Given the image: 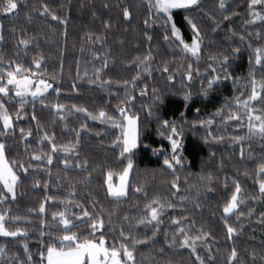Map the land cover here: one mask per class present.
Returning a JSON list of instances; mask_svg holds the SVG:
<instances>
[{
  "label": "trees",
  "instance_id": "1",
  "mask_svg": "<svg viewBox=\"0 0 264 264\" xmlns=\"http://www.w3.org/2000/svg\"><path fill=\"white\" fill-rule=\"evenodd\" d=\"M218 3L219 0H202L201 8L190 10L188 13L179 11L175 15L186 41L190 42L192 33L183 19L184 15H189L201 28L202 58L199 64L193 62V69L198 67L202 75H207L210 71L207 69V65L212 62L209 60L210 56H219L225 52L231 54L235 47L241 50L237 56L230 58L229 68L232 76L239 78L238 83L234 85L231 78L221 81L209 92L208 97L201 94V80L196 78L195 72L190 84L186 79L183 84L181 83V74L192 61L182 57L180 48L172 43L174 38L164 40L162 22L152 23L149 17L148 0H20L21 6L17 14L5 16L0 13V35L3 36V40H0V58L3 61L0 63V69L12 70L15 63H20L25 68L37 71L33 61L42 56L40 71L44 72L43 78L61 89L59 96L52 89L45 93L48 107L41 105L39 99L35 101L33 107L32 98L28 97L29 103L23 110L27 115H23L20 120H16L15 117L16 108L19 107L17 101L13 100L8 104L15 121L16 135L15 138L0 137V140L7 143L6 151L10 158L31 162L34 167L30 168L27 174L18 170L21 181L17 187L16 200L9 199L0 204V211L10 208L12 216L28 217L30 221L22 219L16 225L9 222L10 228L26 227L29 231L26 237H0V244L7 246L6 253L0 256V264H16L17 257L27 264L23 243L28 244L34 260H39L41 240L48 242L51 239L49 234H58L62 227L58 224L59 217L54 219L53 213L65 211L69 199L73 201V205L69 206L67 214L74 221L75 217H72L71 213L81 211L75 207L76 203L87 208L93 215H96L103 205L104 231L109 238V244L113 242V237L118 244L121 228L126 232L132 231L139 238H143L145 234L151 235V225L147 227L132 225L135 224L133 218H139L143 214L145 204L153 197L171 200L178 207L167 209L161 217L164 222L160 225L161 232L157 235L155 247L150 244L137 245V264H167L168 261L172 264H196L190 250L168 249L164 244V233L167 232L170 237L176 227L172 223V217L180 215L186 217L182 221L185 227L191 221L195 222L193 234L201 228L209 233L206 243L197 242V250L205 259V264H226L232 247L237 249L244 264H253V255L255 264H264V224L260 223V213L264 212V198H261L256 182V166L264 159V140L259 136L251 138L247 136L246 116L240 128L235 127L236 121H228L227 125H222L220 118L216 117L217 122L212 125L213 134L224 135L223 141H214L208 137V142L205 143V128H199L195 135L190 129H186L184 141L186 162L182 169L177 168L180 191L175 196L172 195L175 189H172L171 185L176 177L170 170H162V158L152 155L150 151L139 152L134 157L135 167L130 176L129 182L132 187L129 194L116 202L106 197L107 186L103 183L106 177L103 173L109 167L117 171L120 168L119 149L113 146L119 130L111 128L108 123L92 120L84 113L68 111L72 105H77L87 108L93 114L104 110L116 115L117 106L124 107L120 101L125 98L124 88L116 81L130 80L136 69L130 66L128 61L147 54L149 48L154 56L152 74L151 76L147 73L141 74V79L137 81L138 87L132 92L136 98L129 105L132 110L140 113L143 142L159 146L162 141L156 132L155 116L162 115L167 119H171L174 114L178 116L179 111L184 110V92H191L192 104L186 113L189 121L196 118L194 110L197 107L201 109L199 113L201 118L211 116L226 103L231 104L235 111L233 98L240 93H250L251 90L250 87H246L250 79L248 56L252 52L247 44L251 42L254 47L264 44V22L245 24V20L251 19L248 0H230L228 12H234L236 15H230L228 20L223 19L224 14L218 8ZM44 4L48 5L51 12L66 19L67 23H59L48 14L41 15ZM124 8L131 12L130 20L123 17ZM145 20H149L148 25L145 24ZM106 23L109 27H105ZM214 23H219L215 31L212 29ZM257 31L261 33L259 39L256 37ZM145 32L152 36L150 42ZM233 32L236 33L235 36ZM240 35H244V41L240 40ZM22 39L29 41L27 47L20 43ZM105 60L108 67L101 73V77L104 80L111 79L112 84L101 88L89 83V80L94 78L95 69L100 68ZM10 61L13 62L11 68ZM165 63L170 71L175 73V80L171 83L167 81L166 73L157 70ZM217 68L219 71L218 66ZM261 75L260 71L256 72L257 80ZM52 77L56 79L52 80ZM73 84L76 85L75 88ZM145 84L148 85L147 95L141 96L140 91ZM154 88L158 89L155 93L152 91ZM154 96H162L164 103L157 104ZM57 102L65 105V111L62 113L66 117L65 120L59 119L51 107ZM150 105L154 106L153 117L147 115ZM33 111L41 125L39 134L37 121L31 119ZM82 124H86L87 127L82 129ZM21 127L25 131L31 128L33 135L28 141L20 139ZM45 131L50 135L55 134L57 145L70 142L75 144L76 133H80L79 143L76 144L74 152L67 154L71 161L67 169L63 164L66 154L59 150L53 154L51 165L47 164L46 158L41 161L31 160L33 152L41 154L39 140ZM234 135L244 136L245 139L239 143L230 142V137ZM164 143L167 147V142ZM242 146L243 158L240 155ZM43 151L51 153V146L47 141L44 142ZM85 160L88 161L87 170L75 166L77 161L83 164ZM37 165L39 167H36ZM209 174L213 178L210 184L206 179ZM201 176L205 179H201ZM35 180L40 181L39 187L34 186ZM118 181V177L114 178V183L117 184ZM234 181L241 184V197H247L238 209L246 215L239 220L236 215L229 218V223L237 228V233L229 240L221 216L224 203L234 191ZM45 183L48 185L47 188L44 187ZM225 183L228 185L227 188L224 186ZM137 185L148 193L147 200L144 198V192L136 193L133 190ZM209 186L213 191H208ZM47 196H55L58 199L46 200ZM180 196H186L188 199L181 202ZM253 196L256 199H252ZM41 203L45 204L44 213L39 212ZM197 203L200 207H196ZM93 204L96 205L95 208ZM30 209L33 211H29ZM249 209H252L250 217L247 215ZM125 216L128 217L127 220L124 219ZM241 224L243 228L240 227ZM42 231L45 233L43 237ZM79 231L87 235L88 227L84 226ZM161 247L165 248L164 253H160ZM209 255L214 259L208 260Z\"/></svg>",
  "mask_w": 264,
  "mask_h": 264
},
{
  "label": "snow or ice",
  "instance_id": "2",
  "mask_svg": "<svg viewBox=\"0 0 264 264\" xmlns=\"http://www.w3.org/2000/svg\"><path fill=\"white\" fill-rule=\"evenodd\" d=\"M20 0H0V13L7 16L8 14H17V10L20 8ZM107 7V5H105ZM257 6H264V0H248V10L251 16L250 20H245V24H255L257 21L264 22V12L257 10ZM201 0H148V13L152 23L161 21L164 27V40L169 41L171 38L172 43L176 44L180 48V53L182 57L188 59L189 62L186 66V70L181 74V83H184L186 79L189 84L193 81V72L196 74V78L201 80V94L204 97H208V94L215 86L221 82L228 79H233L234 85L238 83L239 78L233 77L232 73L229 71L230 68V58L235 57L240 53V48L235 47L231 50V54L220 53L219 56H210L209 60L212 61L207 65V75H202L200 69L197 67L193 69V62L199 64L202 56V46H203V35L201 33L200 26L194 22V20L189 15H184L183 19L187 26L191 30L190 42L186 41L181 28L178 26L175 15L179 11L188 13L190 10L201 8ZM218 8L224 14L223 19L228 20L230 15H236V13H229L228 0H219ZM41 15L48 14L53 20L59 23L66 24L67 20L61 18L56 13L51 12L48 5L44 4L42 6ZM131 12L128 8L123 9V17L126 20L131 19ZM145 24H149V20H145ZM105 27H109L106 23ZM219 27V23H214L212 26L213 31ZM66 34V33H65ZM234 36L235 32L232 33ZM251 35V33H249ZM147 40L150 42L152 36L145 32ZM257 39L261 37V33L257 31ZM244 35H240V40L244 41ZM0 40H3V36L0 35ZM91 37H89V41ZM99 40V37H97ZM21 44L25 47L29 44L28 40H21ZM171 46V45H170ZM247 47L252 50L251 54L248 56V62L250 65L249 70V81L246 87H250V93H240L233 98L232 103L235 104L236 110L234 111L231 104L226 103L223 107L218 108L214 114L211 116L201 118L199 113L201 109L199 107L195 108L196 118L189 121L187 118V111L190 109L192 100L191 92H184L183 94V111H179L178 116L173 115L171 119L164 118L162 115H156L155 120L157 124V135L161 138L159 146H153L150 143H145L141 139V116L139 112L132 110L129 106L130 102L136 97L132 95V92L138 87L137 81L141 79L142 73H147L151 76L152 74V60L154 59L153 53L149 48L147 54L143 56H136L133 60L128 61L130 66H134L136 69L135 74L130 80L126 79L123 81H116V83L124 88L125 98L120 101L124 107L117 106L116 115H111L104 110H100L98 114H93L89 112L87 108L78 107L77 105H72L71 109L68 111L75 110L78 113H84L88 118L92 120H99L101 123H108L111 128L118 129L119 134L115 136L113 141V146L119 149V163L120 168L117 171L115 168H107L104 170L105 179L103 183L106 187V197H110L112 200L119 202L126 198L129 194V190L132 187L130 185V176L135 167L134 157L143 151H150L154 156H160L162 158V170H170L171 174L176 177L172 181V189L175 191L172 193L173 196L180 191V186L177 183L179 176L176 175L177 168H183L186 162V157L184 155L186 149L184 147V141L186 139L185 132L186 129H190L192 134L195 135L199 128L206 129V135L204 136L205 143L208 142V137H211L214 141H223L225 139L224 135H214L212 125L215 124L216 117L220 118V124L227 125L228 121H236L235 127H242V121L245 116L247 117V136L249 138L253 136H259L261 140H264V44L253 46L251 42L247 44ZM83 51V48H81ZM40 59H34L33 63L37 71H33L32 68H25L20 63H15V68L12 70L0 69V137L12 136L15 138L16 128L15 121L13 119V114L9 110L8 104L11 101L16 100L19 107L16 108L15 117L16 120L23 118L24 107L28 101V97L32 98L33 107L35 101L39 99L41 105L48 107L46 103L47 97L45 93L52 89L57 96L61 92L59 87H54L50 80L44 79V72L40 71L41 61ZM2 58H0V63H2ZM13 62H9V68H11ZM219 67V71L218 68ZM108 67L107 61L102 62L100 68L95 69L94 78L89 80V83L96 84L98 87L104 88L106 85H111L112 80H104L101 77V73ZM166 73V79L168 82H173L175 80V73L170 71L167 63L163 64L162 68L157 69ZM260 71L262 73L261 78L257 80L256 72ZM27 73V74H25ZM86 75V73H85ZM55 80V77L51 78ZM206 82V83H205ZM76 85L73 84V88ZM148 85L145 84L140 91V95H147ZM153 93L157 92L158 89H153ZM245 97V98H241ZM7 98V100L5 99ZM154 101L157 104H163L164 99L162 96H154ZM255 102V103H254ZM257 104L259 107H257ZM15 108V105H13ZM52 109L55 111L56 115L61 120H65L66 117L62 115L65 111V105L59 102L51 105ZM152 105L148 106L147 115L148 117H153ZM225 109H227V114H225ZM242 110V112H241ZM243 113V114H242ZM31 119L37 121V133L39 134L41 125L37 120L35 111L31 115ZM67 127V125H65ZM86 124H82L81 128H86ZM20 139L23 141H28L32 137L33 132L31 128L27 131L23 127L19 129ZM76 143H69L64 145H57L55 142V134H49L47 131L43 132L40 136L39 143L41 145V154H36L33 152L31 154V160L41 161L46 158L47 164L51 165L53 163V154L58 150L66 154L63 159V164L67 169L71 161L67 158V154L74 152L76 144L79 143V135L77 132ZM245 139L244 136L234 135L230 137V142H242ZM47 141L51 146V153L43 151L44 142ZM167 142V147L164 143ZM27 147V146H26ZM8 145L5 141L0 140V204H4L6 201H15L17 197V187L21 181V176L18 174V170L27 174L30 168H33L31 162H25L16 158H10L7 154L6 149ZM78 155V153H76ZM241 157L243 158V146L241 147ZM88 161L85 160L83 164L79 161L76 162L75 166L77 168H82L87 170ZM36 167H39L37 165ZM247 175V173H245ZM91 176V173H89ZM118 177L119 183H114V178ZM201 179L205 177L201 176ZM206 179L209 184L212 181V176L209 174ZM256 182L259 185V193L261 198H264V159H262L256 166ZM234 191L231 193L230 197L223 205V215L221 219L226 228L227 239H233V235L237 233V228L233 227L229 223V218L232 215H236L239 220L240 217L246 215L243 211H238L240 205L245 202L247 197H241L242 187L238 181H234ZM34 186L39 187L40 181L35 180ZM225 188H227V183H225ZM47 188V183L44 184ZM136 193L144 192V198L148 199V193L144 189L137 185L133 189ZM208 191H213L209 186ZM74 195V193H73ZM256 199L255 196L251 197ZM58 197L47 196L46 200H56ZM188 199L186 196H180L179 200L181 202ZM63 203V201H61ZM73 205L71 199L65 205V211H58L53 213V218L59 217L58 224L61 225L60 232L58 234H49L51 239L48 242L41 240V248L38 250L39 260H34L33 255L29 249L27 243H23V252L27 257V264H137L136 252L137 245H151L156 246L157 235L161 232L160 225L164 222L161 217L167 209H175L178 207L177 204L173 203L171 200H167L161 197H153L145 204L143 209V214L139 218H133L135 224L132 227L138 225H144L145 227L151 225V235L145 234L143 238H139L138 235L134 234L132 231L126 232L121 228L119 232V241L117 244L116 238L113 237V242L109 244V238L105 234V221L103 218V205L100 206V211L93 215L87 208H84L79 203L75 204V207L80 208L79 213L72 212L71 216L75 217V222L67 214L69 206ZM96 205L93 204V208ZM196 207H200L199 203ZM29 211H33L30 209ZM39 212H45V204L41 203L39 206ZM11 209L5 211H0V237H26L28 235V228L26 227H9L8 224L11 222L13 225L18 224L20 220L29 221L28 217L12 216ZM247 215L250 217L252 215V209H249ZM261 220L260 223L264 224V212L260 213ZM125 220L128 219L127 216L124 217ZM186 219L183 215L179 217H172V223L176 225L169 237L168 233L165 232L164 244L167 245L168 249L179 248L190 250V255L195 258L196 264H205V259L198 252V241H204L209 236L208 232L203 231V229H197L196 233H192V228L195 227V222L191 221L187 227L182 224V221ZM111 222V221H109ZM43 224V222H42ZM84 226L88 227L87 235L79 231ZM243 228V224L240 225ZM99 233V235H97ZM45 233L41 232V237ZM211 252V249H208ZM7 251L6 244H0V256H3ZM160 253L165 252V248L161 247L159 249ZM214 257L209 255L208 260H213ZM253 264H255V255L252 256ZM16 264H25L24 260H20L17 257ZM167 264H172L168 261ZM226 264H244V261L240 259L238 251L235 247H232L230 254L227 256Z\"/></svg>",
  "mask_w": 264,
  "mask_h": 264
},
{
  "label": "rangeland",
  "instance_id": "3",
  "mask_svg": "<svg viewBox=\"0 0 264 264\" xmlns=\"http://www.w3.org/2000/svg\"><path fill=\"white\" fill-rule=\"evenodd\" d=\"M202 1V0H201ZM230 0H228V2H229ZM257 10H259V11H261V12H264V6H257ZM118 183H119V181H118ZM117 183V184H118ZM108 199H110V200H112L110 197H108Z\"/></svg>",
  "mask_w": 264,
  "mask_h": 264
}]
</instances>
